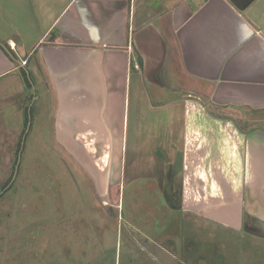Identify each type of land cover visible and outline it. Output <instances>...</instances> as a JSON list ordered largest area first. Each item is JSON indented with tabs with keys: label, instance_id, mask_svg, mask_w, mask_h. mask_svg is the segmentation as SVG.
<instances>
[{
	"label": "crops",
	"instance_id": "0c3cea01",
	"mask_svg": "<svg viewBox=\"0 0 264 264\" xmlns=\"http://www.w3.org/2000/svg\"><path fill=\"white\" fill-rule=\"evenodd\" d=\"M24 69L54 96L57 131L103 140V159L122 140L112 171L264 237V0H0L7 149L24 129Z\"/></svg>",
	"mask_w": 264,
	"mask_h": 264
},
{
	"label": "rangeland",
	"instance_id": "374dc122",
	"mask_svg": "<svg viewBox=\"0 0 264 264\" xmlns=\"http://www.w3.org/2000/svg\"><path fill=\"white\" fill-rule=\"evenodd\" d=\"M22 77L23 133L14 148L0 147V264H264V237L183 213L151 176L126 165L112 171L125 157L122 140L107 139L103 159V140L57 131L54 96L30 89L26 69ZM224 162L233 174L232 159Z\"/></svg>",
	"mask_w": 264,
	"mask_h": 264
},
{
	"label": "flooded vegetation",
	"instance_id": "af4514ba",
	"mask_svg": "<svg viewBox=\"0 0 264 264\" xmlns=\"http://www.w3.org/2000/svg\"><path fill=\"white\" fill-rule=\"evenodd\" d=\"M171 188H172V189H171ZM163 190H164L163 192H164L166 195H168L167 192H169V190L173 192V187H172V186H170L169 188L165 187ZM168 196H170V195H168Z\"/></svg>",
	"mask_w": 264,
	"mask_h": 264
},
{
	"label": "trees",
	"instance_id": "16d2710c",
	"mask_svg": "<svg viewBox=\"0 0 264 264\" xmlns=\"http://www.w3.org/2000/svg\"><path fill=\"white\" fill-rule=\"evenodd\" d=\"M25 122H26V125H27V123H28V114H26V118H25ZM24 133H25V131H24ZM22 139V138H21ZM180 158H179V165H180Z\"/></svg>",
	"mask_w": 264,
	"mask_h": 264
}]
</instances>
